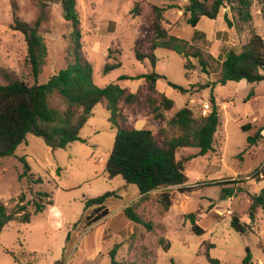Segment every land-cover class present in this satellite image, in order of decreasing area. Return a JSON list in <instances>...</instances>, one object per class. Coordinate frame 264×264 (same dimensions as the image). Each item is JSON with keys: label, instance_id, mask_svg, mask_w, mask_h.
<instances>
[{"label": "rangeland", "instance_id": "rangeland-1", "mask_svg": "<svg viewBox=\"0 0 264 264\" xmlns=\"http://www.w3.org/2000/svg\"><path fill=\"white\" fill-rule=\"evenodd\" d=\"M186 1L76 0V9L81 52L92 65L97 86L117 83L130 92L145 94L143 79L119 77L152 70L166 77L157 80L156 89L173 100L172 108L161 109L163 117L156 119L144 99L139 104H122L121 112L130 126L149 128L161 141L178 133L167 125L176 111L188 105L199 119L210 111L213 96L220 121L214 150L184 161V185L192 189L181 191L179 186H169L141 197L136 186L127 184L120 175L109 178L104 165L116 128L105 104L98 103L80 129V139L58 148L29 132L12 155L0 158V202L7 212L24 204L32 213L38 191L50 193L53 200L43 212L32 213L29 222L10 220L5 224L0 232V264H110L109 251L116 245L119 264H211L204 256V243L213 244L208 252L219 264H244L247 253L250 264H264V210L257 209L252 220L248 214L250 195L264 188V144L261 139L254 144L247 142L248 135L264 126V80L217 82L221 62L231 48L239 50L250 31L264 39V1L251 0L249 23L239 24L234 10L224 4L215 18L201 16L196 27L185 22L182 6ZM153 4L164 8L162 26L170 34L186 40L190 53L202 51L211 65L206 72L197 59L165 48L154 50V67L148 58H136L137 46L141 52L149 51ZM136 5L138 12H134ZM15 17L29 24L40 21L46 54L36 82H45L73 61L74 28L63 16L61 0H0V84L16 79L34 83L24 35L11 27ZM194 32L204 36L193 37ZM187 60L191 67L186 71ZM115 62L121 66L104 72L107 63ZM168 80L194 87L183 93ZM48 101L54 108L65 107L56 94ZM261 133L264 135V130ZM197 151L194 147L181 148L177 157L184 159ZM259 170L263 173L256 176ZM37 178L40 181L36 182ZM224 187L232 188L233 193L225 196ZM107 191H116L124 198L109 200L110 213L99 222L72 231L73 224L84 215L85 199ZM163 191L171 194L168 209L160 201ZM125 205L132 206L143 222L130 221L123 212ZM189 213L195 214L197 225L204 231L201 235L192 232L186 216ZM232 215L246 224L244 231L230 226ZM69 230L76 236L65 253Z\"/></svg>", "mask_w": 264, "mask_h": 264}, {"label": "trees", "instance_id": "trees-1", "mask_svg": "<svg viewBox=\"0 0 264 264\" xmlns=\"http://www.w3.org/2000/svg\"><path fill=\"white\" fill-rule=\"evenodd\" d=\"M224 4L229 5L234 10L239 24L251 22V0H187L182 6V14L187 25L196 27L201 16L215 18ZM61 6L64 18L70 21L74 28V57L72 62L51 75L43 83L36 82L46 54L45 42L39 34V19L33 24H29L15 17L14 24L11 25L12 29L18 30L24 35L26 58L31 68L34 83L29 84L16 79L0 84V158L12 155L29 132L43 137L51 147H65L70 142L80 139L79 131L86 123L94 106L98 103H104L110 112L112 126L116 128L113 147L104 165L107 176L112 178L120 175L127 184L136 186V191L141 197H145L153 190L169 186H179L181 191L191 190V186L184 185L187 181L184 161L195 156H203L214 150V134L220 125V121L213 96L210 97V111L199 119L194 116L188 105L176 111L168 119L167 125L178 130V133L169 138H163L161 141L157 139V134H154L149 128L136 129L130 126L121 112L122 104H139L144 99L149 112L156 119L163 117L161 109L169 110L172 108L173 100L156 89L157 80L166 77L154 70L135 76L122 75L119 77V79H143L145 94L130 92L117 83H109L103 87L97 86L93 81L92 65L81 52L80 21L76 9V0H61ZM163 10L164 8L159 5L153 4L151 6L153 29L149 51L141 52L139 51L140 47L137 46L136 58L138 60L148 58L154 67L156 60L154 50L165 48L188 59H197L202 71L206 72L207 67H211V65L203 57L202 51L195 49L190 53L187 49L188 42L186 40L170 34L162 26ZM134 12H138V5L135 6ZM225 18L228 25L231 26L232 22L226 14ZM196 36H204V34L194 32L193 37ZM120 66V62L107 63L104 72ZM190 67L191 63L187 60L184 63V68L187 71ZM240 80H246L248 83L264 80V39L255 31H250L247 42L239 50L231 48L221 62L218 83ZM167 83L183 93L190 92L194 87L191 84L185 88L169 80ZM53 94H56L64 102L63 110L50 106L48 98ZM262 130H264V126L258 128L254 134L248 135L247 142L254 144L261 139L264 144ZM158 132H161V129ZM186 147H194L198 151L184 159L178 158L177 152ZM27 170L29 169L27 168ZM262 173L263 171L259 170L256 171L255 175ZM35 181L38 182L40 179L37 178ZM222 191L225 196H230L233 193L232 188L224 187ZM159 197L164 208L168 209L171 205V194L168 191H163ZM123 198L116 191H107L101 195L85 199L84 215L82 219L73 224L71 230H85L91 227L110 213L107 206L109 200L122 201ZM32 203V213L36 214L43 212L47 205H52L53 200L50 193L38 191ZM257 209L264 210V188L250 195L248 214L251 220L254 219ZM123 212L130 221L143 222L134 212L132 206L125 205ZM32 213L26 210L24 204L17 205L14 212L9 213L5 205L0 202V232L10 220L29 222ZM186 216L191 223L192 232L201 235L204 231L197 225L195 214L189 213ZM230 226L237 231H244L246 228V224L240 222L236 215L231 216ZM71 230L66 236L65 253L72 245L73 237L76 236L70 235ZM204 244L206 246L204 256L208 262L219 264V260L211 257L208 252L213 244ZM116 247L109 251L110 264H119L115 259ZM11 253L15 260H20L13 252ZM243 263L250 264L249 253H247Z\"/></svg>", "mask_w": 264, "mask_h": 264}, {"label": "built area", "instance_id": "built-area-1", "mask_svg": "<svg viewBox=\"0 0 264 264\" xmlns=\"http://www.w3.org/2000/svg\"><path fill=\"white\" fill-rule=\"evenodd\" d=\"M207 109H208V105H207V104H205V110H204V111L206 112V110H207Z\"/></svg>", "mask_w": 264, "mask_h": 264}]
</instances>
